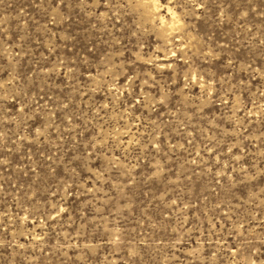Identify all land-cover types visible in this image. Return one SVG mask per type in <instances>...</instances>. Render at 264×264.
I'll list each match as a JSON object with an SVG mask.
<instances>
[{
    "label": "rangeland",
    "instance_id": "rangeland-1",
    "mask_svg": "<svg viewBox=\"0 0 264 264\" xmlns=\"http://www.w3.org/2000/svg\"><path fill=\"white\" fill-rule=\"evenodd\" d=\"M0 264H264V0H0Z\"/></svg>",
    "mask_w": 264,
    "mask_h": 264
},
{
    "label": "bare ground",
    "instance_id": "bare-ground-1",
    "mask_svg": "<svg viewBox=\"0 0 264 264\" xmlns=\"http://www.w3.org/2000/svg\"><path fill=\"white\" fill-rule=\"evenodd\" d=\"M154 6H155V8H158V6H157V4H156V3H154Z\"/></svg>",
    "mask_w": 264,
    "mask_h": 264
}]
</instances>
